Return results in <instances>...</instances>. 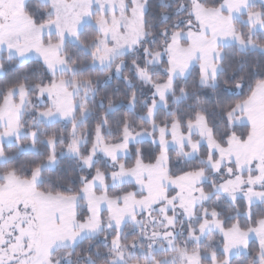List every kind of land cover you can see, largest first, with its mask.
<instances>
[{
	"label": "snow or ice",
	"instance_id": "obj_1",
	"mask_svg": "<svg viewBox=\"0 0 264 264\" xmlns=\"http://www.w3.org/2000/svg\"><path fill=\"white\" fill-rule=\"evenodd\" d=\"M0 264H264V0H0Z\"/></svg>",
	"mask_w": 264,
	"mask_h": 264
},
{
	"label": "trees",
	"instance_id": "obj_2",
	"mask_svg": "<svg viewBox=\"0 0 264 264\" xmlns=\"http://www.w3.org/2000/svg\"><path fill=\"white\" fill-rule=\"evenodd\" d=\"M152 2L155 3V0H152ZM237 58H239V57H237ZM259 58H260V57H259L258 54L252 57V59H259ZM111 87H112V88L121 87V84H120L118 81L113 80V81L111 82ZM97 99H99V97H98Z\"/></svg>",
	"mask_w": 264,
	"mask_h": 264
},
{
	"label": "rangeland",
	"instance_id": "obj_3",
	"mask_svg": "<svg viewBox=\"0 0 264 264\" xmlns=\"http://www.w3.org/2000/svg\"><path fill=\"white\" fill-rule=\"evenodd\" d=\"M205 243H207V241H205Z\"/></svg>",
	"mask_w": 264,
	"mask_h": 264
}]
</instances>
